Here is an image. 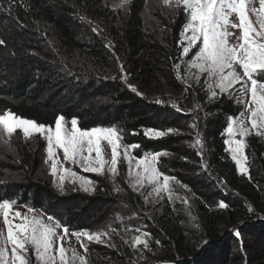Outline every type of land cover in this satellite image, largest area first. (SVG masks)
Instances as JSON below:
<instances>
[{
  "label": "trees",
  "instance_id": "1",
  "mask_svg": "<svg viewBox=\"0 0 264 264\" xmlns=\"http://www.w3.org/2000/svg\"><path fill=\"white\" fill-rule=\"evenodd\" d=\"M107 1L23 0L24 6H14L11 15L0 12V38L7 41L0 46V111L10 109L46 125L54 124L58 114L68 121L78 117L82 128L117 125L124 130V143L142 145L137 155L161 150L171 154L161 158L160 170L188 186L173 185L176 196L186 197L189 203L175 196L169 202L166 194L158 202L145 203L143 196L131 190L116 194L106 181L91 195H60L30 176L19 182L0 181V199H15L17 205L53 215L73 230L117 228L116 222L121 225L128 217L146 222L145 229L152 234L150 250L126 247L120 239L122 226L111 241L117 247L101 244L95 252L100 257L88 264H172L174 260L179 264H264V138L254 134L246 138L249 180L236 172L224 152L226 136L221 135L226 117L242 111L239 93L225 94L208 104L203 80L199 85L190 81L188 91L177 80L173 63L181 64L183 75L188 59H180L178 45L183 11L162 22L164 34L158 37L144 30V0H130L121 16L108 8ZM0 3L7 9L4 0ZM14 18L27 27L18 28ZM92 21L102 27L99 34L87 25ZM125 74L143 96L124 85ZM157 99L164 103L156 104ZM194 103L204 109L196 113L198 120L189 114ZM194 122L204 141L207 170L201 167L198 148L192 146L197 130L189 125ZM169 127L180 134L154 141L143 136L145 128ZM133 130L140 135H131ZM221 201L228 207L220 209Z\"/></svg>",
  "mask_w": 264,
  "mask_h": 264
},
{
  "label": "snow or ice",
  "instance_id": "2",
  "mask_svg": "<svg viewBox=\"0 0 264 264\" xmlns=\"http://www.w3.org/2000/svg\"><path fill=\"white\" fill-rule=\"evenodd\" d=\"M4 2L7 9L0 3V12L7 11L9 15L14 6H24L23 0ZM162 3L183 11L185 16L178 45L181 48L180 59L190 58L185 60L183 75L181 64L173 63L176 78L184 83L185 91L192 87L190 81L199 85L203 80L208 104L222 99L225 94L231 96L233 92L239 93L237 103L242 106V111L237 116L226 117V127L221 135L226 136L223 139L224 152L234 163L236 172L251 180L246 138L253 134L264 138V0H162ZM129 4L130 0H119L117 7L124 8ZM14 19L18 28L27 27L19 18ZM91 30L99 34L97 27ZM230 38H234L235 42H231ZM6 45L7 41L0 38V46ZM106 47L112 46L108 44ZM117 63L123 73L118 57ZM122 81L132 93L143 96L137 87L128 82L126 74L122 76ZM155 103L163 104L164 101L157 99ZM170 103L174 109L181 111L175 101ZM198 111L204 109L199 103H194L189 114L198 120ZM189 127L197 130L192 146L198 148L201 167L207 170L204 141L198 124L194 122ZM18 133L25 140L40 137L46 142V163L50 162V175L59 178L53 180V184L60 193L66 191V183L73 186V191L93 193L97 190L96 181L66 166L71 164L78 166L83 173L108 176L113 181L115 192L131 190L143 196L145 203L158 202L165 194L169 202L175 196L183 204L189 203L186 197L176 196L173 185L185 189L188 186L160 170L161 158L171 154L161 150L144 151L142 155H137L136 150L142 145L124 143V130L117 125L82 128L78 117L68 121L63 114L55 116L54 124L46 125L21 117L10 109L0 111V137L10 138ZM130 134L140 135L135 130ZM179 134L180 130L172 127L143 130V136L153 141ZM181 159L187 160V157ZM122 163L126 166L127 189L115 186ZM146 188L149 189L147 194L143 191ZM17 203L15 199H0V217L3 221L0 264H88L85 255L78 253L76 248L66 246L71 237L79 242L84 253L88 252L91 242L117 247L111 241L114 234L119 235V228L109 226L97 231L73 230L53 215L43 212L36 214L37 210L30 206L26 212L13 211ZM218 206L220 209L228 207L223 201ZM123 231L125 234L137 233L131 235L130 239L121 236L124 245L134 251L139 250L138 246L150 250L152 234L149 231L136 226H126ZM172 264H179V261L174 260Z\"/></svg>",
  "mask_w": 264,
  "mask_h": 264
},
{
  "label": "rangeland",
  "instance_id": "3",
  "mask_svg": "<svg viewBox=\"0 0 264 264\" xmlns=\"http://www.w3.org/2000/svg\"><path fill=\"white\" fill-rule=\"evenodd\" d=\"M118 4H119V0L107 1L108 8H110L115 14H118V16H121L126 13L129 5L125 6L124 8H118L117 7ZM179 11L180 10H177L174 7L170 8L164 6L162 0H144V8L141 13V18L143 21L145 32L154 33V34L156 33L158 37H162L164 34L163 28L161 27L162 22L171 21ZM87 25L89 26L90 30L93 27H97L99 31H102V27H100L99 24L94 21H92L91 23H87ZM230 41L235 42L234 38H230ZM189 58L190 57H188V59ZM115 65L118 66L116 60H115ZM68 126L70 127V123ZM26 156H30V158L27 159L26 163H24L23 160ZM109 158H110V152H109ZM46 160H47L46 142L43 140V138L36 137L33 139L25 140L22 134L19 133L14 134L10 138L0 137V181L19 182V180H21L23 177L30 176L34 180H41L47 183L55 192H57L60 195L73 193V192L84 193L83 191H73V186L70 183H66V191L64 193L58 192L54 187L53 180H58L59 178L58 177L54 178L50 175V162L46 163ZM66 166L73 168V170L76 171L78 174L85 175L88 178L95 180L97 187L101 184L102 181H106L114 189L113 181L108 176H96L95 174L83 173L78 166H73L71 164H68ZM125 178H126V166L122 163L120 165V174L116 177L115 186L118 187L123 186L126 188L127 185L125 183ZM143 191L145 192V194H147L149 189L146 188ZM93 193H84V194L91 195ZM116 194H124V192H120V193L116 192ZM150 200H153V197H150ZM27 208L28 206L15 205L13 211L26 212ZM40 213H41L40 211L36 212V214H40ZM45 219H46V215H45ZM145 223L146 222L143 219L128 217L125 218V220H123V223L121 225H119V222H116L115 226L117 228L124 226L123 229L126 226H136L145 229V226L147 227V224ZM2 229H3V221H2V217H0V230ZM123 229L121 230L122 236H125V238L130 239L131 235L137 234V233L125 234ZM66 246L76 248L78 253L86 256L88 262L89 260H91V258L95 259V257L98 258L100 257L97 256L95 252L99 249L101 243H95V242L89 243L87 253H84L83 250L80 249L79 242L76 241L74 237L70 238V243L67 244ZM126 247L131 249L130 246L128 245H126ZM138 249H139L138 252H141L143 250V247L138 246Z\"/></svg>",
  "mask_w": 264,
  "mask_h": 264
}]
</instances>
